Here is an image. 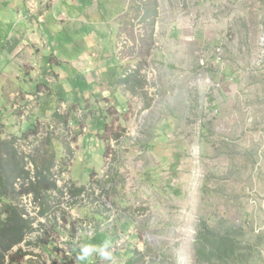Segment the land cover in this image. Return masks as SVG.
I'll return each instance as SVG.
<instances>
[{
	"label": "rangeland",
	"instance_id": "1",
	"mask_svg": "<svg viewBox=\"0 0 264 264\" xmlns=\"http://www.w3.org/2000/svg\"><path fill=\"white\" fill-rule=\"evenodd\" d=\"M11 1L0 0V212L19 206L33 229L1 264H79L93 238L110 257L84 264H220L197 248L204 219L237 237L230 264H264V0H87L84 22L57 0L45 23ZM117 26L118 53L72 67ZM33 31L41 52L17 54ZM118 60L127 81L109 95L89 85L94 72L118 79Z\"/></svg>",
	"mask_w": 264,
	"mask_h": 264
},
{
	"label": "crops",
	"instance_id": "2",
	"mask_svg": "<svg viewBox=\"0 0 264 264\" xmlns=\"http://www.w3.org/2000/svg\"><path fill=\"white\" fill-rule=\"evenodd\" d=\"M69 2V0H66V2ZM83 3L85 4L87 2V0H82ZM11 6L13 8H16L20 11V16L21 18L25 19L26 16L25 15H22L21 11L23 10L22 8H25V10L27 11V15L28 17L29 16H35L37 17V21L38 22H42V23H45L44 22V19L45 17L47 16V14L58 4L57 0H12L11 2ZM71 4L73 6V8H78L77 12L75 11V14H71L70 13V10H69V6L67 4H64V6H62L61 8H63L60 12V15L61 16H64L66 19H71L72 21H75L76 20H79L80 22H84L82 19L85 18V14H83L86 10H88V8L92 7V5H88L86 6V4L84 6H82L81 3H79L77 0H71ZM83 8V9H82ZM124 12V10H121L117 15H114V18L117 19L120 15H122ZM71 15V16H70ZM27 20V19H26ZM37 27V26H36ZM38 28V27H37ZM118 26L117 28L116 27H113L109 33V36L111 38V45L110 46H106V45H103L102 47H98V45H89V46H85L84 48H82L81 50H78V55H73L72 58H71V61H72V67L74 69H82V68H85V69H88L87 67L90 66L91 64H93V61H92V58H95L97 57L99 54L103 53H107V48L108 50L111 48V46H115L116 47V52L118 53L119 52V48H120V41L118 39H116V36L118 37ZM33 36H29L28 41H26V37L25 35L28 34L27 33H24V37H22V39H20V43L14 47V51L17 53V54H20L22 52H26V53H29V54H33V55H36V53H40L41 52V49L40 48H35L37 44H39V42L41 41V38H38L37 36V33L36 31H33ZM32 33H29L30 35ZM105 35H108V34H105ZM29 41L31 42H34L33 46H30V43ZM104 42V40H103ZM69 43H74L73 39L71 38V41H66V50H71V46H69L68 44ZM51 46V43L50 45ZM50 48V47H48ZM101 50H98L100 49ZM51 51H52V54H53V57L54 59H61V60H64L67 58V55H62V58H59L56 54L58 53V50L56 49V46L55 44L52 45L51 47ZM66 51V52H67ZM111 51V49L109 50ZM101 52V53H100ZM112 52V51H111ZM110 57V56H109ZM120 57L118 56V58L116 59H119ZM118 65H119V70H118V74L121 75L118 79H116L114 82H111V81H105L102 83V80L101 81H98L97 80V72L91 76V78L89 79V85H92L94 83L99 82L100 84H102V88H103V93H105V95H109L110 94V89L109 88H112V86H116V83L117 81L120 82V80L122 79L121 77H123L124 75V69H123V62L121 60H118ZM98 71V70H97ZM95 78V79H93ZM109 91V92H108ZM23 94V93H21ZM24 99L26 98H32V95L29 94V93H24L23 96H22ZM64 103V101L62 102ZM66 105V104H65ZM105 129V128H104Z\"/></svg>",
	"mask_w": 264,
	"mask_h": 264
},
{
	"label": "trees",
	"instance_id": "3",
	"mask_svg": "<svg viewBox=\"0 0 264 264\" xmlns=\"http://www.w3.org/2000/svg\"><path fill=\"white\" fill-rule=\"evenodd\" d=\"M122 78L120 81H127ZM2 182L0 180V200L5 199ZM49 189H59L56 183L51 184ZM48 189V190H49ZM83 188H80L82 190ZM26 211L10 202H5L0 212V264L4 261L5 253L15 245L20 244L32 231L33 219L26 217ZM94 239V238H93ZM94 244L99 240L95 238ZM237 237L230 232L218 233L217 229L207 220H202L197 232V248L201 253L211 251L220 264H230L239 251Z\"/></svg>",
	"mask_w": 264,
	"mask_h": 264
},
{
	"label": "clouds",
	"instance_id": "4",
	"mask_svg": "<svg viewBox=\"0 0 264 264\" xmlns=\"http://www.w3.org/2000/svg\"><path fill=\"white\" fill-rule=\"evenodd\" d=\"M107 246V241L100 245L88 242L82 243L78 250L76 260L79 264H84V262L92 258L94 254L99 255L101 258L108 259L110 257V253L106 250Z\"/></svg>",
	"mask_w": 264,
	"mask_h": 264
}]
</instances>
